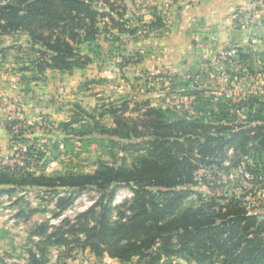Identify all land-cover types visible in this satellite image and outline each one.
<instances>
[{"label": "trees", "instance_id": "1", "mask_svg": "<svg viewBox=\"0 0 264 264\" xmlns=\"http://www.w3.org/2000/svg\"><path fill=\"white\" fill-rule=\"evenodd\" d=\"M120 3L0 0V39L26 34L34 54L29 64L40 73L71 75L92 63L84 50L102 35L117 43L120 36L139 33L126 20L127 8ZM156 21L150 26L157 27L163 20L158 17ZM7 50L0 43L2 61ZM237 53L241 60L250 58L243 49ZM183 96L196 97L193 114L179 115L147 104L131 109L123 104L102 113V118H111L110 128L94 122L92 115L77 106L79 112L59 124L67 135L59 136L63 140L57 141L53 151L33 145L22 154L23 166H0V196L12 197L26 189L40 191L52 196L54 217L73 207L81 193L100 194L99 202L79 214L74 224L64 219L54 233L49 232L47 221L35 225L32 235L41 239V246L38 252H29L28 264H48L50 247H68L71 241L96 258L107 255L123 263L138 258L145 264H158L166 258L197 264H264V215L247 200L250 196H206L194 190L203 171L208 180L219 178L220 170L242 168L252 183L264 189V95L235 101L226 95L208 97L206 90H187ZM133 111L139 114L127 115ZM73 140L85 147L98 144L109 159L99 157L93 173H47L55 159L50 156L61 153L63 143L73 147ZM123 187L133 191L132 201L112 208L117 190ZM117 208L119 220L113 221ZM36 212L31 210L30 215ZM30 219L28 215L25 221ZM66 225H70L67 230Z\"/></svg>", "mask_w": 264, "mask_h": 264}, {"label": "rangeland", "instance_id": "2", "mask_svg": "<svg viewBox=\"0 0 264 264\" xmlns=\"http://www.w3.org/2000/svg\"><path fill=\"white\" fill-rule=\"evenodd\" d=\"M120 5L126 6V20L139 28V33L123 36L117 43L102 35L84 50L92 63L71 75L50 70L40 73L29 64L34 54L26 34L0 39L8 49L6 60L0 59V166H23L22 154L33 145L53 151L57 141L63 140L59 136L67 135L59 124L73 118L79 112L77 106L92 115L94 122L110 128L111 118H102V113L123 104L131 109L147 104L179 115L193 114L196 97L183 96L187 90H206L208 97L226 95L235 101L264 95V0H121ZM158 17L162 24L151 27ZM238 49L245 50L250 58L241 60ZM138 114L133 111L127 115ZM88 120L94 126L93 120ZM15 121L20 123L13 126ZM62 145L61 153L50 156L55 159L47 169L49 174L67 170L93 173L99 157L109 159L98 144L85 147L73 140V147ZM217 174L219 178L210 176L207 180L206 171L199 173L200 185L194 190L206 196L246 194L259 208L256 212L264 215V189L252 183L245 168ZM117 196H121L119 204H115ZM133 197L130 188H120L111 206L130 203ZM191 198L197 200V196ZM99 200L100 194L85 191L73 207L54 217L52 196L40 191L26 189L12 197L1 195L0 264H28L29 252H38L41 246V239L32 235L35 225L47 221L49 232L54 233L62 220L74 224L79 214ZM31 210L37 212L30 215ZM118 211H113V221L119 220ZM28 215L31 219L27 222ZM68 228L70 225L65 226ZM48 256V264H145L138 258L128 263L107 255L96 258L74 241L68 247H50ZM158 264L197 263L162 258Z\"/></svg>", "mask_w": 264, "mask_h": 264}, {"label": "built area", "instance_id": "3", "mask_svg": "<svg viewBox=\"0 0 264 264\" xmlns=\"http://www.w3.org/2000/svg\"><path fill=\"white\" fill-rule=\"evenodd\" d=\"M131 197L133 196V194L132 195H130ZM120 197L121 196H117V201H116V203L115 204H119L120 203Z\"/></svg>", "mask_w": 264, "mask_h": 264}, {"label": "crops", "instance_id": "4", "mask_svg": "<svg viewBox=\"0 0 264 264\" xmlns=\"http://www.w3.org/2000/svg\"><path fill=\"white\" fill-rule=\"evenodd\" d=\"M123 36H126V35H123ZM123 36H120V37H121V38H120V42L122 41V39H123L122 37H123ZM98 41H99V40H98ZM109 42H110V41H109Z\"/></svg>", "mask_w": 264, "mask_h": 264}]
</instances>
